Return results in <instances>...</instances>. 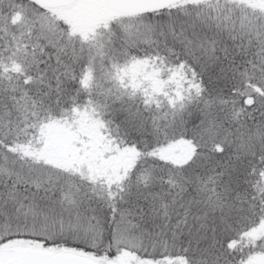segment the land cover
Masks as SVG:
<instances>
[{
  "label": "snow or ice",
  "instance_id": "6c2138e0",
  "mask_svg": "<svg viewBox=\"0 0 264 264\" xmlns=\"http://www.w3.org/2000/svg\"><path fill=\"white\" fill-rule=\"evenodd\" d=\"M0 264H264V0H0Z\"/></svg>",
  "mask_w": 264,
  "mask_h": 264
}]
</instances>
